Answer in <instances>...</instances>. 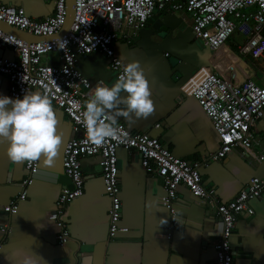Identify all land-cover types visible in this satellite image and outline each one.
Masks as SVG:
<instances>
[{
  "label": "crops",
  "instance_id": "obj_1",
  "mask_svg": "<svg viewBox=\"0 0 264 264\" xmlns=\"http://www.w3.org/2000/svg\"><path fill=\"white\" fill-rule=\"evenodd\" d=\"M0 4L21 6L35 19L52 15L55 10L54 0H0ZM245 31L239 29L223 46L211 49L195 38L190 12H174L167 7L156 10L130 41L121 39L113 44L123 62H139L154 103L148 116L131 120L119 117L118 122H124L133 132L158 137L176 157L200 161L202 183L214 188L222 202L234 199L252 177L264 178V160H258L264 152V116L252 128L251 152L243 154L238 147L220 160H210L220 146L219 135L198 101L183 87L208 71L232 85L247 78L264 84V59H254L239 50ZM3 56L12 57L13 53L5 48ZM43 61L59 64L60 56L49 53ZM77 66L93 84L98 80L112 84L117 79L110 60L100 50L86 57L78 56ZM0 86V93L10 96L6 77L0 76ZM36 90L39 89L32 91ZM52 107L62 137L58 155L52 165H46L42 157L39 159L28 195L17 203V212L12 215L4 207L20 191L19 182L27 171L25 161L9 159L8 141L0 139V264H12L7 253L15 256L28 249L46 264H81L82 255L91 256L92 264L215 263L213 242L222 228L219 216L183 184L177 187V200L170 202L161 176L143 166L139 152L123 147L117 152L120 225L127 226L129 231L109 237L110 198L100 158L83 156L84 193L67 207L65 220L71 238L60 245L59 227L51 214L59 195L71 187L63 168V150L68 140L79 133L73 130L62 109ZM251 206V214L238 217L231 238L233 264H264V194L251 201ZM7 224L10 227L5 231L1 226Z\"/></svg>",
  "mask_w": 264,
  "mask_h": 264
},
{
  "label": "built area",
  "instance_id": "obj_2",
  "mask_svg": "<svg viewBox=\"0 0 264 264\" xmlns=\"http://www.w3.org/2000/svg\"><path fill=\"white\" fill-rule=\"evenodd\" d=\"M54 5L52 15L35 19L21 6L0 4V21L34 35H53L64 25L67 0H54ZM74 7V21L61 37L68 41L63 50L56 48L55 40L29 43L0 28V50L8 48L13 53L12 57L0 55V76L9 81L10 96H22L25 90L46 89L51 104L67 114L73 130L79 133L68 140L63 150V168L73 187L59 195L51 214L59 227L58 243L64 245L70 240L71 231L65 220L67 207L84 193L83 156L100 158L105 190L110 198L109 237L129 231L127 226L120 225L122 202L117 152L123 147L139 152L143 166L161 176L170 202L177 200V187L183 184L201 204L219 216L222 228L213 242L214 264H233L231 238L238 217L253 212L251 201L264 194V178L252 177L234 199L222 202L214 188L202 183L200 161L176 157L158 137L149 133L133 132L124 122H118L121 132L118 138H109L101 146L93 145L83 126V104L91 98L95 86L104 82L98 80L93 84L78 68L77 57L100 50L118 77L124 62L116 55L113 44L121 39L130 41L156 10L170 7L174 12L183 9L190 12L195 38L211 49L220 48L236 31L243 29L246 37L239 46L240 52L264 59V0H75ZM53 52L60 56V63H45L43 58ZM183 89L195 97L219 135L220 146L210 160H220L238 147L243 154L251 152L252 128L264 116V84L247 78L239 85H232L219 74L208 71L186 82ZM258 160H264V152L258 155ZM38 167L39 159L25 161L27 175L19 182L18 194L4 207L7 214L16 213L17 203L26 199ZM9 227L1 226L5 231Z\"/></svg>",
  "mask_w": 264,
  "mask_h": 264
},
{
  "label": "clouds",
  "instance_id": "obj_3",
  "mask_svg": "<svg viewBox=\"0 0 264 264\" xmlns=\"http://www.w3.org/2000/svg\"><path fill=\"white\" fill-rule=\"evenodd\" d=\"M68 41L55 37L58 50ZM67 72V69H64ZM154 110L149 82L138 61L123 63L112 84H97L90 99L83 104V126L90 143L101 146L109 138L121 135L118 118L146 117ZM0 139L8 141L7 155L11 161H35L43 158L52 165L62 141L57 131V115L45 90H25L22 96L11 97L0 93ZM165 219L161 218V223ZM12 264H46L30 249L15 256L7 253ZM81 264H92L91 256L82 255Z\"/></svg>",
  "mask_w": 264,
  "mask_h": 264
},
{
  "label": "water",
  "instance_id": "obj_4",
  "mask_svg": "<svg viewBox=\"0 0 264 264\" xmlns=\"http://www.w3.org/2000/svg\"><path fill=\"white\" fill-rule=\"evenodd\" d=\"M74 5H75V0H67V16H66V20L64 22V25L61 28V30H59L57 33H55L53 35H49V36L34 35V34L29 33V32H25L23 30L15 28V27H13V26H11V25L3 22V21H0V28L3 31L12 33L16 37H19V38H22V39L28 41L29 43L55 40V37L57 35L62 37L63 35H65L69 31V29H70V27L74 21V18H75V7H74ZM0 55H3V50H1ZM37 171L35 173H37ZM35 173H34L33 177H35ZM66 178L71 183V187L69 189H72V187H73L72 179L69 176H67Z\"/></svg>",
  "mask_w": 264,
  "mask_h": 264
}]
</instances>
